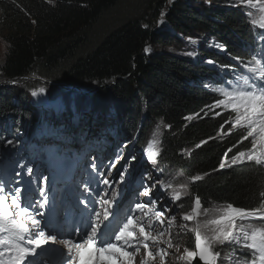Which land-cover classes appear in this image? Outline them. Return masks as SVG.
Instances as JSON below:
<instances>
[{
    "label": "trees",
    "instance_id": "16d2710c",
    "mask_svg": "<svg viewBox=\"0 0 264 264\" xmlns=\"http://www.w3.org/2000/svg\"><path fill=\"white\" fill-rule=\"evenodd\" d=\"M120 1L0 0V34L6 43L0 64V172L8 179L18 169L16 164L23 165L19 157L27 150L24 141L30 139L38 122V115L26 107L45 99L49 109L60 104L79 124L85 109H110L119 130L138 133L136 148L144 147L155 124L160 123V154L154 167L163 177V192L174 198L179 194L175 207L183 215L192 212L197 198L200 211L229 205L246 211L260 208L264 204V161L245 160L219 169L228 148H232L227 153L229 164L237 152H250L251 138L238 144L247 129L225 123L233 118L230 110L207 107L222 97L199 78L216 74L219 68L239 71L238 62L254 56L264 60L260 10L254 23L248 24L254 13L240 0H137L135 17L101 36L94 48H86L91 27ZM148 18L162 19L163 24L154 29ZM203 36L218 50L203 51L205 64L187 55L196 52ZM218 45H226L227 50L220 53ZM26 76L84 90L89 85L100 88L89 98L74 89L23 80ZM13 80L20 84H11ZM41 87L46 93L33 97L31 93ZM101 116L105 119L106 115ZM196 176L202 179L195 180ZM239 227L247 234L264 230L261 222L253 220H245ZM188 233L184 245L193 251L197 231L190 227ZM219 244L211 249L217 254L216 264L229 257L231 264H250L252 256L256 259L246 249L221 252Z\"/></svg>",
    "mask_w": 264,
    "mask_h": 264
},
{
    "label": "snow or ice",
    "instance_id": "6c2138e0",
    "mask_svg": "<svg viewBox=\"0 0 264 264\" xmlns=\"http://www.w3.org/2000/svg\"><path fill=\"white\" fill-rule=\"evenodd\" d=\"M242 4H246L250 8L259 6L260 11L264 13V0H240ZM162 22V21H161ZM144 27H147L145 25ZM259 27L264 29V16H261ZM223 50H227L226 45H218ZM147 52L148 49L146 48ZM187 55L193 56L194 54L189 52ZM212 63V61H208ZM257 65L260 64V60L255 61ZM255 73L257 68L250 69ZM261 78L260 81H254L250 83L248 77L243 78V84L245 87H232L225 83L224 87L218 89L222 98L217 99L213 105H209V108H223L230 110L234 113V118H230L225 123H231L232 128H244L247 129L246 135H243L239 143H243L245 140L250 139L251 151H239L231 157V163H228L227 153L232 151V148H228L222 157L219 169H224L226 166L231 167L236 164L244 163L247 161H255L257 164L264 161V69H260ZM240 79V77H237ZM232 90H226L227 88ZM39 94H45L46 89L44 87L33 91L31 95L36 97ZM220 115V113H217ZM221 133L224 131V125H221ZM231 134L230 132L228 133ZM11 144L12 141L7 142ZM126 146V145H125ZM156 153H151L147 156V161L155 163ZM120 157L118 156L117 159ZM135 156L129 158V162H134ZM23 167V165H21ZM94 167V166H93ZM27 174L33 173L32 167H27ZM128 171V166H125L123 172L120 173L119 183H123L125 179V173ZM20 172L16 173L19 177ZM149 173H145L147 177ZM195 180H200L202 177L196 176ZM19 184V181L16 182ZM43 183H47V177L43 178ZM104 184H108V180L103 181ZM10 193L6 194V188L3 183H0V260L7 257L6 264H39L40 253L44 250V246L48 244H61L67 250V259L65 264H117L121 257H129V252L122 250V248L116 242H124L128 244L130 240L134 238V227L137 223L135 218L129 215L126 222L122 227L118 228L117 233L114 234L113 242L110 234L107 230L110 228L112 221L109 219L114 214L110 211L112 208V202L117 197V191L113 190L111 199H105L104 195L100 196L97 203L99 209H93L90 206V202L82 200L81 203L86 209L89 210V215L81 220V227L76 231V236L79 237V242L74 239H62L57 240V236L53 234H46V231L41 226V219L45 220V226L50 227L44 212L36 211V204H34L29 196L28 188L14 187L7 190ZM85 191H88L87 187ZM163 191V189H161ZM40 194L44 196V202L39 203V208L43 209L47 203V196L45 195L44 188L40 189ZM143 196L149 197V202L152 205L157 203V198L150 196L149 189L145 187L140 193ZM23 197V203L21 201ZM160 200L163 197L159 198ZM176 200L180 199L179 194L175 196ZM146 203L135 204L136 209L145 208ZM201 201L199 198L195 200V206L191 215H184L185 221L194 220L200 215ZM169 211L168 205H164L163 209L155 212L157 218L161 217L165 212ZM247 217H258L264 219V204H261L260 208L253 211H246L240 207H233L229 205L224 211L223 215L219 219L211 221L215 226L213 235L211 238L202 235L199 231L196 234V249L197 251H187L186 256L188 264L197 255L199 261L202 264H216L217 254L211 251V243L218 242L224 244L225 242H231L235 240L239 243V239L234 237L233 232L236 227L237 219L243 220ZM174 219V217H173ZM31 225V227H29ZM202 227H207L203 225ZM139 233L148 239V234L145 232V228L141 226ZM244 247L259 253V264H264V230H254L251 235L245 234ZM147 246V245H145ZM32 257V259H28ZM126 264V262H125ZM247 264V262H245ZM250 264H257V259H252Z\"/></svg>",
    "mask_w": 264,
    "mask_h": 264
},
{
    "label": "rangeland",
    "instance_id": "374dc122",
    "mask_svg": "<svg viewBox=\"0 0 264 264\" xmlns=\"http://www.w3.org/2000/svg\"><path fill=\"white\" fill-rule=\"evenodd\" d=\"M136 1L137 0H121L118 5H116L113 9L105 13V15L103 14L101 19L89 30V44L86 48H89V46H93L94 48L100 42L101 36L113 30L117 25L122 24L127 20H131L133 17H135V14L138 13V10H136V12L133 11ZM188 1L191 2L194 0ZM168 5L169 3L164 5V9H166V7L168 8ZM148 20L153 24L154 29L158 27V24L161 26L163 24L162 19L159 21L148 18ZM156 21L159 22L157 23ZM2 36L3 35L0 34V64L3 61V57L6 51V43H4ZM86 48L83 49L82 54L78 55L79 58H81L82 55L85 53ZM193 54L194 60L199 58L198 53L194 52ZM201 63L205 64L206 62H204L203 60L201 61ZM244 65L245 66H243V70L249 76L250 79L252 78L253 74L259 73L258 70L255 73L251 72L250 69H252V67L246 64ZM208 66L212 67V64H209ZM215 68H219V65ZM208 76L209 77H203L202 75H200L199 78L205 79L202 83L205 85L206 88L210 89L213 92L219 93L218 89L224 87L225 83L231 85L232 87H245L243 84V78L237 79L236 75H233L232 71L230 70L226 71L225 77L222 72H218L217 74L209 73ZM23 80L37 81L46 86H52L61 89L64 88L59 87L58 85L65 84L59 81H47L46 79H43L41 77L33 76H26L23 78ZM217 83H220V85H218ZM11 84L17 85L20 83L16 80H13L11 81ZM67 87H69L68 84H66L65 88ZM89 89L90 87L86 88L85 91ZM226 90H232V88L230 87ZM82 91H84V88L82 89ZM43 103L44 102H42V104ZM26 108H28V111L30 113H39L37 115L40 117V119H44L43 110L41 109V111L39 112L38 106L28 107L27 105ZM89 116L92 117L91 115ZM83 118H87V115H83ZM109 121V123H112L113 127L114 118L110 119ZM55 122L58 123L59 121L57 120ZM97 123L98 121H96V123L94 122L92 125H88L86 122H84L80 126L79 124H74L66 118L62 120L61 123H59L61 125V130H63V133L61 132L59 136L64 135L63 139L58 136L56 137V134L54 135V137L56 138L53 139L47 134V132L45 133L43 131V129L41 128L42 123L40 124L39 122L36 128V134L34 133V135L31 136V141L29 142V150H35L38 152L43 151L45 153L47 149L50 148L54 149L57 152V155H63V153L68 152L70 150H75V153L77 155L81 152V156L84 157L80 161L78 170L82 171V179L89 181L91 178H93L95 180L94 186L100 189H103L105 187L109 188V183L113 186V189L116 191L118 187V192L121 194L124 201L122 204L120 203L117 205V208L122 213V220L120 225L124 221H126L129 215H131L137 221L135 225L136 230L134 235L137 233V231H139V228L141 226H143L145 230H147L149 227L151 228L152 232H149L156 239V243L155 247L149 249L150 254L147 253L146 257L147 259H150L148 263H181L183 257H185L184 254L188 251V249L184 245V235L189 234V228L191 227L193 231L201 232L204 237L207 236L211 238L213 235V230L215 228V226L212 225L211 221L214 220L217 215L224 213L222 211H224L227 207L219 208V206H211L209 209L200 211V215L197 216L194 220L185 221L183 219L184 215L180 209H178L177 207L173 208L174 205L171 206V203L167 204L166 197L170 194H165L163 191H161L162 183L164 182L163 177L159 172L156 171L154 164L147 161V156L151 153H156L155 159L160 154V139L163 131L162 125L160 123L155 124L154 131H151L148 140L143 147L144 150L140 151L139 154H137V149L132 146V142L130 139H115L110 134V132L105 131V127H108L110 125L107 121L106 124H103L102 127H99V124L97 125ZM26 125H28V123H26ZM51 126L52 128L54 127L53 125ZM101 130H103L104 132H102ZM66 138L68 139V141L64 142ZM89 142L96 143L98 146L92 150L91 148L85 146V144H88ZM35 151L34 155L33 153H31V151H28L25 154L27 160H29L28 157L32 155L33 158L38 155V153H35ZM118 156L120 157L119 159H117ZM131 156H135L136 160L130 163L129 158ZM76 160H78V157L76 158ZM90 165H92V170H88L87 172H85L84 169ZM126 165L128 166V171L125 173L124 182L119 183L120 173L124 171ZM31 167L39 170V178L42 176L45 177V173H47L48 171L46 166L42 164L41 158H37V160L34 159ZM145 173H149V175L145 177ZM134 175H140L141 178L137 177V181L141 180V182L143 183L141 187H130L131 178ZM105 179L109 181L108 184L103 183ZM13 182L17 181L13 179ZM22 182L23 179H20L19 184H21ZM72 182L74 183V180ZM82 183L84 185H87L90 182ZM14 187H17V185H14L12 188ZM20 187L23 189L21 185ZM145 187L149 189L151 197L157 198V203L155 205L147 203L149 202V197L140 194ZM91 191L93 192V190ZM29 196L32 202L39 201L41 197L39 195L38 190H33V192L29 194ZM160 197H163V199L160 200ZM142 198L144 199L143 202L141 201ZM21 201L23 203V197H21ZM137 203H146V206H149L150 212L145 218H143L142 215H138V209L134 207ZM164 205H168L169 211L165 212L161 217L157 218L155 216V212L162 210ZM191 214L192 212L189 215ZM211 216L214 217L209 219V217ZM236 223V231L234 230L233 235L234 237L239 239L240 242L237 243L235 240H233L231 241V244H233V246L235 247L241 246L242 248L244 247V244L247 243L244 240L245 231H243L241 228H237L239 226L240 221ZM203 225H206L207 227H202ZM137 236H141L139 232L137 233ZM185 243L187 244V242ZM216 243L217 242L214 241L211 243V249H214ZM247 252L253 253V251H249V249L247 250ZM222 264L229 263L227 262V260H225Z\"/></svg>",
    "mask_w": 264,
    "mask_h": 264
},
{
    "label": "bare ground",
    "instance_id": "6f19581e",
    "mask_svg": "<svg viewBox=\"0 0 264 264\" xmlns=\"http://www.w3.org/2000/svg\"><path fill=\"white\" fill-rule=\"evenodd\" d=\"M251 10H252V12L254 13L253 14V17L251 18H249L248 20V24H252V23H254V21H255V19H256V17H257V15H256V11H257V9H256V7L255 8H251ZM261 16H263V15H259V18H261ZM197 47V46H196ZM198 48V47H197ZM255 58L253 59V60H245V61H243V62H238V66H239V68H240V70L239 71H236V70H234V71H232V73H233V75H236V78L237 77H240V79L241 78H244V77H248L249 78V76L244 72V70H243V66H245L244 64H246V65H249V66H251L252 68H257V70H258V72L259 73H255V74H253V76H252V78L250 79L249 78V81L252 83V82H254V81H260V78H261V72H260V69H262V59H259V57H257V56H254ZM256 60H260V64L259 65H257L256 64ZM233 62L235 63V61L233 60ZM217 74V73H216ZM244 76V77H243ZM207 77H209V76H207ZM212 79V78H211ZM71 86H74V85H69V87H67V88H64L65 90H76L79 94H81V95H85V94H89L90 95V97L89 98H91L92 96H94V94L99 90V88L100 87H97V86H94V85H89L88 87H90V89L89 90H87V91H82V90H80V86H79V88H78V90L77 89H75V88H72ZM75 87H77V86H75ZM87 87V88H88ZM42 101H46L45 99H42ZM49 105V104H48ZM53 109V108H52ZM52 109H51V111H50V115H47L46 117H44V119H39L38 120V122H37V125H36V128H37V126H38V124H39V122H40V124H41V128L44 130V129H46V128H48V126L50 125V124H52V123H54L55 121H57V120H61V118H63V117H61L60 116V113H63V111H58V109H56V107L54 106V109H53V111H52ZM84 111V113L86 114V115H92L93 117H95L94 115H97V116H101V115H106L105 117H107V118H109V120L110 119H112L111 118V115H110V109H108L107 111H103V112H94L93 110H89V109H85V110H83ZM46 119V120H45ZM112 121V120H111ZM99 124V125H98ZM114 125H113V127H112V124H110L108 127H107V130H108V132H110V134L115 138V139H130L131 140V142H132V146L135 148V149H137V154H139V152L140 151H143L144 150V148L143 147H141L140 146V148H136V146H135V143H134V140L136 141V139H137V137H138V133L137 132H135L134 134H131V133H126L125 131H123V129L122 130H119L117 127H116V122H115V120H114V123H113ZM97 125L99 126V127H102L103 126V123L102 122H98L97 123ZM37 130V129H36ZM36 130H35V132H36ZM57 131V133L58 134H60L61 132L63 133V130H61V129H57L56 130ZM102 132H104L103 130H101ZM36 134V133H35ZM66 136V135H65ZM123 136H125V137H123ZM66 141H68V139L66 138V140L64 141V142H66ZM85 146H87V147H89V148H91L92 150L93 149H95L98 145L96 144V143H88V144H85ZM59 150H60V147H59ZM59 150H58V152H59ZM147 150V149H146ZM28 151H30V150H28ZM57 152L54 150V149H50V148H48L47 149V152L45 153V154H43V153H39L38 155H39V157L40 158H45L46 160H45V162H43L42 164L44 165L45 163H51L52 165H56L57 163H58V161H59V158L61 157L63 160H62V163H64V165L66 166V172H67V176H68V179L70 180V182L72 183V184H75V183H73L72 181L74 180V178L72 177V173H71V171L70 170H72V169H78L79 168V165H75L72 161H73V159H74V156H75V153L73 152V157L72 158H65L64 157V155H61V154H56ZM61 155V156H60ZM33 156V155H32ZM32 156H30V157H28L29 158V160H31L33 157ZM84 156H79V160L81 161V159L83 158ZM27 159L26 158V156L24 155V156H20L19 157V159ZM73 164V165H72ZM90 166H92V165H90ZM16 168H21V166H20V164H16ZM35 169V168H34ZM89 170H91V169H89ZM60 178H62V179H64V175L63 174H60ZM16 181H19L20 179H16V178H14ZM68 179H64L66 182H68ZM98 190H101L102 191V194H104L105 192L107 193V191H108V189L109 188H107V187H105V188H103V189H100V188H97ZM33 192V190L32 191H29V194H31ZM94 192V191H93ZM104 192V193H103ZM6 194H7V189H6ZM39 195H40V192H39ZM41 198L42 197H40V199L39 200H41ZM105 198L106 199H108L107 198V195H105ZM48 199H51V197H48ZM98 199H99V197H98ZM54 200H55V197H52V200H51V202H50V204H53V202H54ZM122 201H120L119 202V204L121 203ZM40 203H42V202H40ZM46 204H49L48 202L46 203ZM179 207V206H178ZM39 210H42V211H44V208L43 209H41V208H39ZM174 210V209H173ZM46 217V216H45ZM47 218V217H46ZM41 220H44L43 218H40ZM121 223V222H120ZM120 223H119V226H118V228H120V227H122V225H123V223L120 225ZM50 224V223H49ZM261 226H262V228H264V221L263 222H261ZM56 228H57V231L58 232H60V235H62V233H61V229H62V227H57V226H55ZM48 228H50V227H48ZM118 228H117V230H118ZM134 233H135V230H136V227H134ZM55 235L57 236L58 234H57V232L55 231ZM74 237H73V234L71 235V239H73ZM66 239H70V238H66ZM252 259H253V256H252Z\"/></svg>",
    "mask_w": 264,
    "mask_h": 264
},
{
    "label": "water",
    "instance_id": "95a60500",
    "mask_svg": "<svg viewBox=\"0 0 264 264\" xmlns=\"http://www.w3.org/2000/svg\"><path fill=\"white\" fill-rule=\"evenodd\" d=\"M59 87H62V88H65V86H66V84H60V85H58ZM72 88H75V89H77L78 90V88L77 87H75V86H71ZM191 264H202L198 259H195Z\"/></svg>",
    "mask_w": 264,
    "mask_h": 264
}]
</instances>
